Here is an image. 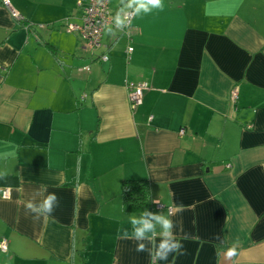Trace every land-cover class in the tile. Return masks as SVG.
<instances>
[{"label":"crops","instance_id":"0c3cea01","mask_svg":"<svg viewBox=\"0 0 264 264\" xmlns=\"http://www.w3.org/2000/svg\"><path fill=\"white\" fill-rule=\"evenodd\" d=\"M7 1L0 153L15 156L0 159V264H150L117 239L142 212L124 211L125 179H146L150 210L189 234L175 264H264V0H164L129 35L112 20L94 51L66 29L77 0ZM123 6L109 0L112 18ZM126 81L149 84L134 109ZM42 188L60 206L37 221L25 203Z\"/></svg>","mask_w":264,"mask_h":264},{"label":"clouds","instance_id":"9594fccd","mask_svg":"<svg viewBox=\"0 0 264 264\" xmlns=\"http://www.w3.org/2000/svg\"><path fill=\"white\" fill-rule=\"evenodd\" d=\"M124 6L118 8L113 17L115 27L122 29L130 27L131 20L135 17L151 14L153 11H163L165 7L164 0H120ZM131 10V11H129ZM113 29L109 26L106 33L111 34ZM14 152L0 153V159L14 158ZM8 172L0 171V180L6 179ZM46 188L37 191L33 198L25 203V210L32 214L33 220H48L53 212L60 206V198L55 192H47ZM36 197H42L39 201ZM154 204L160 205L159 200H154ZM162 207V206H161ZM172 211H151L145 209L138 216L132 215L128 218V225L117 229V239L133 240L136 242L135 251L144 252L149 256L150 264H157L158 261H167L170 256L175 260L186 255L184 240L190 239L189 234L185 233L182 238H178L174 232L176 227L172 219ZM54 219V218H53ZM219 239V237H216ZM237 247L235 244L227 249L225 258L231 260L237 256Z\"/></svg>","mask_w":264,"mask_h":264},{"label":"built area","instance_id":"2783aa9c","mask_svg":"<svg viewBox=\"0 0 264 264\" xmlns=\"http://www.w3.org/2000/svg\"><path fill=\"white\" fill-rule=\"evenodd\" d=\"M4 3L8 5V1L4 0ZM77 6L80 9L81 13V23H67L65 24L66 29L70 31H77L81 34L83 40L86 43V46L94 51L95 49L100 48L101 46V38L103 34V30L105 26L110 24L113 20L111 16V12L108 6V0H77ZM131 11V10H130ZM11 13L14 17L18 18L19 13L15 10H11ZM123 31L128 34V29L130 27L122 28ZM129 35V34H128ZM132 46H129L126 50L127 58L129 54L132 52ZM108 55L106 53H102L100 55L101 60H108ZM87 68V67H85ZM149 84L146 81L140 82H129L126 81L127 87V96L128 102L132 109L140 105L143 101V93L146 88H148ZM237 89H232L231 97L233 99L236 98ZM183 131L181 130V133ZM10 189L4 188L1 191V197L4 199L10 198ZM162 205H157L158 209H161ZM0 250H7V240L2 238L0 240Z\"/></svg>","mask_w":264,"mask_h":264},{"label":"trees","instance_id":"16d2710c","mask_svg":"<svg viewBox=\"0 0 264 264\" xmlns=\"http://www.w3.org/2000/svg\"><path fill=\"white\" fill-rule=\"evenodd\" d=\"M121 200L124 211L150 210L152 203L148 181L146 179H125L123 182Z\"/></svg>","mask_w":264,"mask_h":264}]
</instances>
